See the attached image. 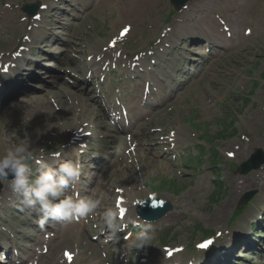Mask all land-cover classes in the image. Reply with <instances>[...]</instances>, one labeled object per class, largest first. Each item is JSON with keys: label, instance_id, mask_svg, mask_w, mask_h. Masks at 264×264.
Returning <instances> with one entry per match:
<instances>
[{"label": "rangeland", "instance_id": "374dc122", "mask_svg": "<svg viewBox=\"0 0 264 264\" xmlns=\"http://www.w3.org/2000/svg\"><path fill=\"white\" fill-rule=\"evenodd\" d=\"M44 1L47 0H0V61H5L7 57L11 59L17 48V41L25 37L31 29L30 22L24 20L22 7L39 2L41 5L48 4ZM64 1L66 4L62 7L68 11L66 12L68 15L62 13L58 16L57 13L60 12L49 13L54 17L45 26L46 29L52 28L56 23L52 24L51 21H64L67 26H61L59 29V25L56 27L60 41L51 44L48 41L52 38H47V42L53 45L52 51L48 53L32 48L36 63L31 72L40 73L39 82L30 84L28 86L30 90H26L24 94L19 93L0 102V105H3L0 113V156L14 150L22 140H27L29 144L30 135L39 130L50 134L48 140H42L32 148L29 147L28 153L25 154L28 157L25 163L33 169L38 164L37 161H49L53 153L64 154L71 148L68 137L73 125L75 131L80 132L93 125L103 126L104 122L96 118L90 105L83 101L91 96L89 78L83 85L79 84L81 79L89 76V69L84 65V61L86 62L90 55L89 52L94 48L102 54L112 55L106 57L112 59L118 54L128 57L134 53L140 54L147 48L153 50L182 11H174L169 0H157L158 5L143 19L128 21L127 8L123 7L124 0ZM200 1L203 8L194 10L187 19L191 20L192 25L202 18H207L208 21L214 16L222 18L232 15L234 19L237 16L234 17V13L231 14L229 11L234 9V4L235 8L237 4H241L233 0ZM246 9L251 10L249 6ZM258 9L263 15L262 19L254 17L248 24L246 21H249L251 16L246 17L249 12L246 11L244 14V10H241L242 21L239 26L233 24L238 35L246 39L245 44L234 47L233 51H220L203 71L198 70L200 67L197 63L206 60L207 50L199 49L196 47L197 44L185 41L183 37L182 46L188 45L187 48H192L194 45L192 52L200 56L196 57L197 63L188 61L184 66L179 64L178 68L175 60H179L183 51L176 50L171 66L174 65L179 71L175 72L176 74L171 73L173 80L168 87L174 92L178 88L181 92L174 93L165 108L143 124L138 137L126 141L119 150H115L111 164L99 176L94 192L104 200L103 205L105 203L109 205V209L113 210L114 205L122 200V194L125 193H129L134 199H142L154 193L173 206L172 212L164 219L145 228L147 234L153 235L149 245L141 249L126 245V248H130L129 252L137 254L136 258L157 254L159 257L164 253V248L169 251L178 248L183 251L181 257H184L185 261L201 259L202 253H193L194 251L188 249L189 242L192 241L194 244L190 245L194 246L205 232H213L218 228L219 222H226L231 218L240 199V192L236 191L238 186L234 188L235 181L241 183L244 179L246 186L242 191L251 190L258 193L251 200L250 207L254 208L264 200V166L245 176H240L234 169L235 165L239 166L245 162L254 150L261 149L264 152V0L259 3ZM230 27L235 33L231 25ZM125 29L128 32L121 37L120 33ZM201 38L203 37L197 41ZM41 39H45V36ZM39 41H35L34 45L38 46ZM167 45L171 46V43L168 42ZM218 47L219 45L210 46L212 53H217L215 51L220 50ZM39 57H43L44 60H39ZM186 58L195 59L190 54ZM45 64H50V67ZM118 67L123 68L124 62H120ZM77 83L81 87L82 100L75 98ZM69 98L76 100L70 102ZM26 101H31L28 104L37 103L35 106L40 110L25 112L23 105ZM7 109L12 113L4 114ZM85 110L89 116L82 117L83 123L76 122L75 118ZM54 119L56 121L52 123ZM65 122L72 126L62 129L68 134L65 138L61 136L63 139H60L55 130L62 128V125L67 126ZM91 131L95 133V130ZM175 147L170 155V161L174 162H170L167 148ZM212 150H218L220 153L219 182L223 187L212 180L216 171L215 164L210 160ZM230 153L232 155H229ZM183 157H188L187 162L193 163L190 169L183 163L184 159L180 161ZM35 172L36 170L32 175H35ZM259 172L263 177L253 180L254 175L258 176ZM34 179H30L29 183ZM6 183V180H1L2 186ZM220 187L221 196L216 201L215 197ZM61 197L63 198V195ZM10 199L9 197L7 203ZM100 203L99 205L102 204ZM13 205L19 208L20 213L9 209L3 210L0 207V217L3 215L5 220L9 221V225L4 226L15 238L17 234L13 228L17 227L33 236L34 240L38 239L36 228L25 224L28 219H33L32 216L25 207L16 206L15 203ZM34 212L36 213L35 210ZM246 215L248 214L244 216ZM16 218L25 221L24 226L18 223ZM1 219L0 245L7 244L8 241L7 235L3 233L5 228L1 226V223H4ZM65 227L66 234H75L74 237L71 236L62 244L54 245L45 256L46 264H79L81 261L86 264H105L106 261H102L99 256L101 253H97L91 246L93 240L87 238L81 227L77 229ZM84 228L88 236L96 235V226L85 224ZM18 239L20 240V236ZM19 243L22 250L26 246L35 248V244H28L27 241ZM6 246L15 247L11 243ZM124 248L119 247L115 255L116 260L118 254L120 255V262H123L121 252ZM244 255L246 260L238 264H251L250 255L241 256Z\"/></svg>", "mask_w": 264, "mask_h": 264}, {"label": "bare ground", "instance_id": "6f19581e", "mask_svg": "<svg viewBox=\"0 0 264 264\" xmlns=\"http://www.w3.org/2000/svg\"><path fill=\"white\" fill-rule=\"evenodd\" d=\"M48 1H52V0H47L44 1L45 3ZM234 2L237 3H241L240 5L237 4V7L235 8V4H234V9H232L231 11H229V13H234V17L237 16L236 18L233 19L232 15L231 17H229V15L227 16H223L222 18H217L216 16H214L212 19H214L215 21L213 22L212 19H209L208 21H206L207 18H202L200 21H198L197 23H193V25L191 24V20H187L188 18L191 17L192 13L194 10L196 9H202V1L200 0H194L193 2L187 4L185 6V8L180 12V15L176 18V20L174 21V25L172 26V31H171V35H177L179 38L183 39V37H187L189 39H191L192 41L197 40L200 36H204L206 38V45L204 48H208L210 46H214V45H220V51L223 50H228V51H233L235 50L234 47H240V45H244L246 42V39H244V37H241L238 35V33L235 31L234 29V23L235 26H239L240 22L242 21V12L241 10H244V14H246L247 11V7L249 6V9H251L250 11H247L249 13H247L246 17L251 16L248 24H250L251 20L254 17L257 18H261L263 17V15L261 14L260 10L258 9V5L260 2H262V0H233ZM196 3V4H195ZM47 6L49 7V3L48 4H43L41 6ZM158 5V1L157 0H124L123 2V7L125 6V8H127L126 10V17L128 21H135V20H141L143 19L144 16H146V14H148L150 11H152V8H154L155 6ZM47 10V9H46ZM42 12V10L38 13V16L40 17V20H35L33 22L34 25H39L40 28L43 27L41 25H45L48 23L50 16L45 17V12ZM236 14V15H235ZM43 17L44 20H43ZM36 19V18H35ZM39 23V24H37ZM56 24H58V21H55ZM245 24V23H244ZM233 28V31L231 30V27ZM32 28V27H31ZM175 32V34H174ZM43 33V31L41 32H34V31H29V36L31 39H35V38H39L41 39V34ZM47 34V32L45 33ZM178 38V39H179ZM181 42V40H178ZM48 47V46H47ZM49 48L51 49L52 47L49 45ZM91 55V66L90 69L91 70H95L97 71V65H99L100 63H98L96 61L98 55H100V52H97V50L93 48V50H91V52H89ZM220 53H214L212 55V58L210 59L213 60L216 56H218ZM104 57V56H103ZM8 62V60L6 61H0V65L1 67L5 66V64ZM31 68V67H30ZM1 77L0 76V82L1 81ZM36 78H34V80L31 82H35ZM75 92L76 97L78 98L77 100H79L80 98H82L80 96V90L77 89ZM76 99H72L69 98V101H75ZM77 102V101H76ZM31 103V101H26L25 105H23V107H25V112L31 113V112H36L38 110H40L39 108H37L35 105L37 103H32V104H28ZM12 109V108H11ZM2 112V111H1ZM0 112V113H1ZM8 113H12L11 111H9L8 109L4 111V114H8ZM89 113H87V111L85 110L84 112L81 111L80 116H77L75 118V121L78 123H83L84 119H82V117H88ZM56 121V119L53 120L52 123H54ZM65 124H68L65 122ZM72 126V124H68L67 126H63L62 128L59 127L55 130L56 134L59 135L58 137L60 139L65 138L67 131L66 130H62V129H68ZM78 129V128H77ZM88 129L85 132H80V131H75V126H72V129L70 130L69 133V137L68 140H70L71 144L73 146H79L81 141H88L90 139L89 135H88ZM63 138H62V137ZM50 138V134L48 132L39 130L38 132L31 134L30 138L28 139L29 142V147L32 148L36 143L42 141V140H48ZM111 138H113L111 136ZM81 140V141H79ZM35 169L37 170V176L40 174L41 171H44L45 169L42 168L40 165H37L35 167ZM257 178V176H256ZM255 177L253 178V180L256 179ZM8 183H6L5 185H3V192L2 194H0V206H3L5 204V202H7L8 198L10 197L11 199L18 197V195L16 196L15 192L12 191L11 189V185L9 183V181H7ZM244 184V183H243ZM242 184V185H243ZM237 187L236 184H234V188ZM126 194V193H125ZM129 195V193H128ZM124 198L126 201H122L120 206H121V213L125 216V215H129L133 212V210L130 209V207L132 206L134 197L132 196H127L124 195ZM100 199V198H99ZM4 207V206H3ZM129 208V210L127 209ZM104 209H101V211L103 212ZM102 218H104V215H101ZM66 231L64 229H57L55 231L54 234V240L50 241L49 248H53V246L55 244H62V242H64L66 240ZM21 238H24L23 235H20ZM33 243L38 246L40 245L41 241H33ZM42 247H38L36 248L35 251H31V249L26 248L25 250H21L20 255L23 258H20V260H18L19 262H22V264H27L28 259H32L31 264H36L37 259L39 258V261L41 262V264H46L45 262V257L41 256L39 254V250ZM60 259L57 261L59 262ZM81 263H85V262H80ZM86 264V263H85ZM112 264H118L117 262H114Z\"/></svg>", "mask_w": 264, "mask_h": 264}, {"label": "clouds", "instance_id": "9594fccd", "mask_svg": "<svg viewBox=\"0 0 264 264\" xmlns=\"http://www.w3.org/2000/svg\"><path fill=\"white\" fill-rule=\"evenodd\" d=\"M28 150L27 140H22L14 150H9L5 155L0 156V180H8L11 176L9 183L12 191L21 193L22 204L36 211L39 216V226L43 228L49 220L59 221L69 216L73 220L87 218L96 209L99 200L92 199L91 196L82 198L79 191L75 190V185L80 182L82 176L83 165L80 161L78 159L65 161L60 164L58 169L48 168L42 161H37L46 170L41 171L32 181V184H29L27 175L29 167L25 163L28 158L25 154L28 153ZM70 182L73 191L60 198L64 187H67ZM37 204L39 205L38 209L35 207ZM120 208V205H117L116 212L109 211L105 214L104 219L109 228L112 227L114 216L121 219L122 216H119ZM126 227L127 225H122L120 231H124ZM152 239L153 235L140 233L131 243V246L141 249L149 245Z\"/></svg>", "mask_w": 264, "mask_h": 264}, {"label": "water", "instance_id": "95a60500", "mask_svg": "<svg viewBox=\"0 0 264 264\" xmlns=\"http://www.w3.org/2000/svg\"><path fill=\"white\" fill-rule=\"evenodd\" d=\"M193 1V0H170L171 5L176 9L179 10L183 7L186 3ZM33 13V12H32ZM264 163V157L262 153L258 150L256 151L250 160L241 168L243 172L249 171L250 169L254 168L257 169ZM169 206H165L164 208H157L156 210H149L147 207L142 209L139 208V211L143 212L140 213V216L143 218H150L151 220H157L164 215L166 211L169 210Z\"/></svg>", "mask_w": 264, "mask_h": 264}, {"label": "snow or ice", "instance_id": "6c2138e0", "mask_svg": "<svg viewBox=\"0 0 264 264\" xmlns=\"http://www.w3.org/2000/svg\"><path fill=\"white\" fill-rule=\"evenodd\" d=\"M126 31H127V29H125V32H126ZM229 155H232V154L230 153ZM200 247H201V248H204V247H207V245L202 244V245H200Z\"/></svg>", "mask_w": 264, "mask_h": 264}]
</instances>
